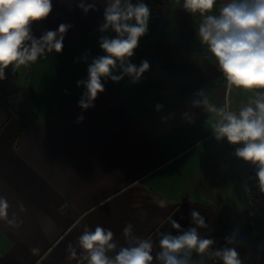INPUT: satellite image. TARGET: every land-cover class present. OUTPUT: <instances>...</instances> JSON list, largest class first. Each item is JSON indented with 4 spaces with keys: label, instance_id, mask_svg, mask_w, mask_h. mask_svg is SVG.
<instances>
[{
    "label": "crops",
    "instance_id": "0c3cea01",
    "mask_svg": "<svg viewBox=\"0 0 264 264\" xmlns=\"http://www.w3.org/2000/svg\"><path fill=\"white\" fill-rule=\"evenodd\" d=\"M81 2L52 0L48 18L33 25L37 38L61 23L71 27L61 53L16 71V77L24 72L25 108L0 91V195L11 205L9 215L22 220L16 228L0 221V264H77L66 259V249L85 225L110 229L125 246L122 230L131 223L135 235L155 245L159 232L178 234L170 218L184 230L194 227L193 210L208 225L198 229L201 235L214 229L241 234L245 205L240 213L235 200L239 193L244 199L247 164L226 140H215L210 114L192 107L194 96L154 89L143 76L133 84L126 76L105 81L94 107L78 106L86 89L77 81L87 79L92 58L105 55L98 31L105 2L83 0L96 5L87 14ZM153 43L149 20L139 45ZM131 62L139 66L136 51ZM229 99L238 111L250 94ZM20 118L25 125L18 132ZM158 199H166L167 207L160 208ZM21 203L27 211L19 210Z\"/></svg>",
    "mask_w": 264,
    "mask_h": 264
},
{
    "label": "clouds",
    "instance_id": "9594fccd",
    "mask_svg": "<svg viewBox=\"0 0 264 264\" xmlns=\"http://www.w3.org/2000/svg\"><path fill=\"white\" fill-rule=\"evenodd\" d=\"M104 2L98 31L99 47L105 55L92 58L87 79L77 81V87L86 89L78 102L83 111L94 107L98 94L105 91V81L118 83L127 76L135 84L150 68L147 60L139 66L131 62L140 39L148 33L151 11L145 0ZM78 6L85 14L96 7L83 0ZM182 9L199 17L196 37L226 87L222 105L212 103L201 90L192 107L210 114V130L216 141L226 140L235 148L238 160L255 167L259 190L264 193V0H182ZM52 10V0H0V80L6 78L8 69L15 73L63 51L71 25L61 23L57 30H47L39 38L33 34V25L47 19ZM109 32L115 35L105 34ZM83 59L87 62V55ZM241 92L250 94V99L238 111L233 110L229 97ZM162 107L158 104L156 110ZM183 117L192 122L189 113ZM82 120L81 115L77 123ZM155 203L160 208L168 205L166 199ZM10 207L7 197L0 195V221L19 227L22 220L15 212L9 215ZM19 210L27 211L23 203ZM191 220L195 226L184 230L170 218L171 228L178 234L159 232L155 245L151 238L135 235L131 223L122 230L125 246H118L110 229L97 225L93 230L85 225L75 245H67L66 259L77 264H242L234 238L226 237L225 245L214 249V239L198 231L208 227L204 218L193 210ZM154 246L158 251L154 252Z\"/></svg>",
    "mask_w": 264,
    "mask_h": 264
},
{
    "label": "trees",
    "instance_id": "16d2710c",
    "mask_svg": "<svg viewBox=\"0 0 264 264\" xmlns=\"http://www.w3.org/2000/svg\"><path fill=\"white\" fill-rule=\"evenodd\" d=\"M145 3L151 11L154 43L139 45L136 55L139 65L144 60L149 62L150 68L143 74L147 84L196 99V94L203 90L212 103L222 105L226 87L214 62L208 58L210 54L202 49L196 37L199 17L184 11L182 0H145ZM24 125L20 118L18 132ZM204 236L212 238L213 234Z\"/></svg>",
    "mask_w": 264,
    "mask_h": 264
},
{
    "label": "rangeland",
    "instance_id": "374dc122",
    "mask_svg": "<svg viewBox=\"0 0 264 264\" xmlns=\"http://www.w3.org/2000/svg\"><path fill=\"white\" fill-rule=\"evenodd\" d=\"M15 73H13L11 69L6 70V78L4 80H0V91L4 93L5 96H9L10 98H12V96L14 98H18V105H20L21 108H25L24 72H20L18 77H16ZM2 87L4 89H2ZM235 201L239 207L240 213H242L245 201L241 193L237 195ZM242 224L244 227L242 231H245L241 234L236 232L227 233L222 230L218 231L214 229L212 231V238L219 241L221 243V247L225 245L226 237L234 238L235 244L233 246L236 247L242 264H264V246H262V238L255 231H246L248 227L244 224V222H242Z\"/></svg>",
    "mask_w": 264,
    "mask_h": 264
},
{
    "label": "built area",
    "instance_id": "2783aa9c",
    "mask_svg": "<svg viewBox=\"0 0 264 264\" xmlns=\"http://www.w3.org/2000/svg\"><path fill=\"white\" fill-rule=\"evenodd\" d=\"M255 172V167L247 164L243 188L245 224L249 229L261 232L264 236V193L259 190ZM262 246H264V238H262Z\"/></svg>",
    "mask_w": 264,
    "mask_h": 264
}]
</instances>
